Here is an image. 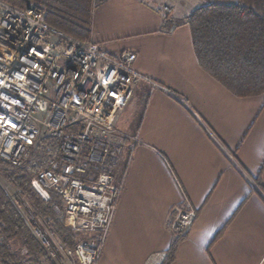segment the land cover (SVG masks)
<instances>
[{"label": "crops", "instance_id": "0c3cea01", "mask_svg": "<svg viewBox=\"0 0 264 264\" xmlns=\"http://www.w3.org/2000/svg\"><path fill=\"white\" fill-rule=\"evenodd\" d=\"M97 1L90 41L135 53L134 68L157 85L136 84L115 121L138 143L110 168L122 191L98 264H161L185 198L195 218L171 264H264V199L253 188L264 189V94L230 93L199 66L189 26L171 29L160 9L182 21L235 0Z\"/></svg>", "mask_w": 264, "mask_h": 264}, {"label": "built area", "instance_id": "2783aa9c", "mask_svg": "<svg viewBox=\"0 0 264 264\" xmlns=\"http://www.w3.org/2000/svg\"><path fill=\"white\" fill-rule=\"evenodd\" d=\"M135 60L131 51L113 56L56 31L33 4L19 9L0 0V162L20 167L41 138L58 141L59 157L37 171L31 186L44 201L59 195L71 230L88 235L65 250L78 264H98L122 191L110 168L138 143L116 127L117 115L135 84L157 86L134 68ZM194 218L185 198L174 234L186 235ZM29 230L59 263L43 232ZM16 243L9 242L10 251L26 264L28 251Z\"/></svg>", "mask_w": 264, "mask_h": 264}, {"label": "trees", "instance_id": "16d2710c", "mask_svg": "<svg viewBox=\"0 0 264 264\" xmlns=\"http://www.w3.org/2000/svg\"><path fill=\"white\" fill-rule=\"evenodd\" d=\"M2 1L19 9L35 5L51 28L80 42L90 41L93 12L100 4L97 0ZM187 25L197 62L205 72L236 97L264 94V0L208 4L195 9ZM58 157V141L43 138L22 166L13 167L0 162V178L17 190L37 215L48 219L54 235L67 250L73 251L75 234L54 212L59 209L63 214L61 197L51 193L50 200L44 201L31 186L37 171ZM253 183V188L264 199L260 183L255 180ZM185 237L175 235L161 264L174 261L178 245ZM14 238L20 239L27 249L28 264H53L0 187V264H19L8 246Z\"/></svg>", "mask_w": 264, "mask_h": 264}, {"label": "rangeland", "instance_id": "374dc122", "mask_svg": "<svg viewBox=\"0 0 264 264\" xmlns=\"http://www.w3.org/2000/svg\"><path fill=\"white\" fill-rule=\"evenodd\" d=\"M242 5H246V4H242ZM160 9H161V13L164 17V20L165 19L168 20L167 23L166 22L165 23L168 24L170 26V28H172V26H174V25H178L181 23L188 24L189 16L193 12V11L189 12L187 17L186 18L184 17V19H182V21L180 20L181 21L180 22V21H175V19H174V13L175 12H174V8L172 6L163 5L162 7H160ZM244 9H247V8L244 7ZM141 82H143V81H141ZM141 82H138V83H141ZM43 138H46V137H43ZM43 138H41V139H43ZM0 187L6 193V195L9 197L13 206L17 209V211L21 215L22 219L24 220L25 224L27 225L28 229H29V226L31 227L33 225V226L38 227L43 232V234L45 235V240L48 243V245L52 246L57 251V253L59 255L58 256L59 257V259H58L59 263H57V264H78L75 257L70 256V255H66L65 250H67V249L63 246V244L54 235V233L52 232V230L48 226V219L47 218H43V217H40L39 215H37L36 212L34 211V208L31 206V204L25 198H23L17 190H15L12 186H10L8 183H6L1 178H0ZM54 212L58 217H60L62 219L63 225L66 228H68L72 233L75 234V239H74L75 244L78 241H81L83 239L88 238V235L84 232L72 231L71 227L67 224L65 217L63 216L62 212H60L59 209H54ZM12 240L17 242L16 244L23 245L22 242L20 241V239H18V238H14ZM8 246H9V243H8ZM46 257H48V256L46 255ZM28 261H29V256L27 255V256H25V263L28 264L27 263ZM18 263L21 264V262L19 260H18Z\"/></svg>", "mask_w": 264, "mask_h": 264}]
</instances>
